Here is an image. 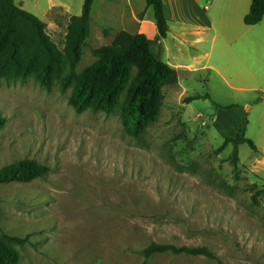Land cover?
<instances>
[{"label":"rangeland","instance_id":"1","mask_svg":"<svg viewBox=\"0 0 264 264\" xmlns=\"http://www.w3.org/2000/svg\"><path fill=\"white\" fill-rule=\"evenodd\" d=\"M130 2L134 10L146 7L145 0H94L78 72L121 30ZM248 3L206 0L197 13L209 29L189 37L198 44L177 52L169 38L168 53L154 47L162 61L185 67L177 70L179 84L164 88L158 119L139 141L123 133L117 113H76L58 85L48 91L33 79L0 84L6 119L0 169L25 159L49 168L30 183L0 185L1 226L27 239L17 247L18 264H141L140 251L151 243L207 247L222 264H264V194L258 193L264 186V22L242 23ZM15 5L43 21L62 49L69 18L80 15L83 0ZM179 10L190 22L189 12ZM145 16L154 19L151 8ZM245 31L257 39L248 40ZM193 96L199 98L187 103ZM243 116L245 136L258 152L240 145L234 172L232 146L215 151L236 136ZM147 264L218 263L162 254Z\"/></svg>","mask_w":264,"mask_h":264},{"label":"trees","instance_id":"2","mask_svg":"<svg viewBox=\"0 0 264 264\" xmlns=\"http://www.w3.org/2000/svg\"><path fill=\"white\" fill-rule=\"evenodd\" d=\"M94 0H83L79 16L69 18L60 49L46 32V24L15 5V0H0V84L25 82L33 79L50 91L58 85L62 93L69 92L68 105L76 113L91 112L112 115L117 113L123 133L139 141L159 116L163 90L178 84L177 72L162 61L155 52L167 37L169 21L162 0H145L146 9L153 11L157 37L149 40L143 34L120 31L113 40L94 49L95 61L78 72L82 52L90 35V14ZM144 13L139 14V19ZM264 18V0H250L246 26H255ZM199 97H187L189 103ZM264 99V94H263ZM247 118L234 138H226L215 151L223 152L229 145L232 152L228 163L236 172L239 165L238 147L246 144L254 153L257 148L246 138ZM6 119L0 113V131ZM49 168L34 160H18L0 169V185L30 183L44 177ZM222 188L230 193L233 187L224 182ZM259 194H264V186ZM1 220V215H0ZM27 239L8 235L0 223V264H18L17 247ZM141 264H147L156 255L171 254L202 256L222 264L207 247L174 246L151 243L140 251Z\"/></svg>","mask_w":264,"mask_h":264},{"label":"crops","instance_id":"3","mask_svg":"<svg viewBox=\"0 0 264 264\" xmlns=\"http://www.w3.org/2000/svg\"><path fill=\"white\" fill-rule=\"evenodd\" d=\"M162 1H163V5H164L165 16L167 17L170 15L169 17H167V19L169 18L171 21H173V24L175 26H178L179 31L178 32H171L170 27H169L167 37L164 40H162L158 46H156L157 48L155 47L156 50H158L159 53H161L162 51L168 53L169 51L167 50L166 42L169 38L173 42L174 48L177 49V52H181L183 50V48H185L187 46L189 48H192L196 44H198L197 42H199L200 39L189 41V37L197 36L201 32L209 29V24H207L205 19H202V17H200L197 13V8L198 7L202 8L201 6H203V3L206 0H187V1H185V0H162ZM145 6H146V4H145ZM175 7H176V12L174 10ZM128 8H129V15H127L128 17L126 16V14H124L122 16L123 19L126 17H127V19L125 22L123 21V23L121 25V30H119L117 33H119L120 31H126V32H129L131 34L138 33V34H143L146 36V34L144 32L145 26L149 25V26H151V28H149L150 29V31H149L150 36H146V37L149 40H154L157 37V29H156V26L154 23V19L149 21L145 18L146 17L145 16L146 7L144 10H134V8L132 7V4L130 2L128 5ZM181 8L186 9L189 12L190 17H189V19H186V20H189L190 22H185V20H184L185 18H183V16L178 14V12H183V11L179 10ZM249 8H250V0H249L248 5L247 6L245 5V14H243V16L241 18L243 24H244V17L249 13ZM204 10L207 11L208 10L207 7H204ZM167 11H169L170 14H169V12L167 14ZM141 13H144L143 18L139 19L138 16ZM262 22H264V18L259 24L255 25V26H246L245 24L244 25L247 28H254V27H257L258 25L262 24ZM186 29H191V32H190L191 35H189V33L186 32ZM117 33H115L113 35L112 40ZM263 34L258 35V38L261 39ZM244 35H249V31L243 32L242 36H244ZM238 39L239 38L236 37L234 39V41H237ZM247 39L248 40H251V39L255 40L257 38L256 37L253 38L249 35V37ZM158 55H160V54H158ZM168 65H170V64H168ZM170 66L172 68H174L176 72L180 67H185L182 65H170ZM186 68L191 69V66H186Z\"/></svg>","mask_w":264,"mask_h":264}]
</instances>
